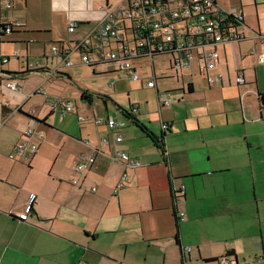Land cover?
Instances as JSON below:
<instances>
[{
    "label": "crops",
    "instance_id": "crops-1",
    "mask_svg": "<svg viewBox=\"0 0 264 264\" xmlns=\"http://www.w3.org/2000/svg\"><path fill=\"white\" fill-rule=\"evenodd\" d=\"M215 1L242 17L238 30L244 39L219 47L218 85L232 87L237 67L244 72L246 84L236 83L237 99L224 98L223 110L216 112L178 113L187 103L183 95L200 89L187 77L200 76L209 90L218 89L199 71L175 73L169 56L165 67L174 73L167 76L183 85L161 89L158 81L165 74L156 87L138 81L142 89L155 90L163 116L140 118L143 103L131 100L129 109H122L126 120L93 109L94 94L103 98L105 111L111 101L83 84L79 94L89 93L91 108L76 104L65 116L53 112L49 102L65 97L52 86L68 84L76 75L73 67L85 65L79 56L75 66L49 76L61 57L46 55V43L74 45L104 22L109 9L119 12L128 0L3 1L0 16L13 27L0 40L5 45L0 54L9 57L0 61V97L7 103L0 107V264H220L224 259H214L228 253L230 264H264V64L258 58L264 48V0ZM73 21L78 25L70 32ZM31 41L44 44L45 62L38 60L35 68L29 67ZM18 43H27L26 61L21 68L3 67L18 53L11 47ZM8 81L20 90L8 89ZM241 86L256 93L257 101L242 97ZM39 87L46 96L35 93ZM177 88L181 94L173 93ZM159 95L170 105L161 107ZM108 117L120 126L112 130L97 122ZM162 123L170 127L164 131ZM29 128L32 136L25 135ZM155 136L164 137L162 149ZM21 141L36 143L39 150L13 160L9 155ZM120 152L139 166L130 168L117 158ZM90 158L89 167L76 171ZM124 177L125 186L118 189Z\"/></svg>",
    "mask_w": 264,
    "mask_h": 264
},
{
    "label": "built area",
    "instance_id": "built-area-1",
    "mask_svg": "<svg viewBox=\"0 0 264 264\" xmlns=\"http://www.w3.org/2000/svg\"><path fill=\"white\" fill-rule=\"evenodd\" d=\"M3 1L0 0V6ZM241 20L242 17L236 10L225 9L215 0H128L126 7L119 12L109 9L104 22L83 40L70 47L54 44L51 47V54L60 56L61 60L49 76L75 66L76 61L72 55L78 54L82 65L92 69L101 64L115 65L120 71L128 72L132 80L145 81L148 87H156L158 78L155 70L153 77L145 78L140 75L135 60L142 58L154 60L156 58L152 57V51L165 50L170 53L163 56L171 57V70L175 73L195 68L208 84H221L223 75L218 70L221 60L219 47L244 39L238 30ZM77 25L76 21L71 22L69 31L73 32ZM11 28L7 27V32H10ZM12 56L19 57V54L15 52ZM258 58L259 63L264 64V48ZM6 59L9 57L0 54V61ZM235 81L238 85L246 84L244 72L239 67L236 69ZM6 87L12 91L20 90L14 81H8ZM35 93L45 96L47 94L43 87L37 88ZM170 103V100H163L159 95L161 107ZM6 105L7 103L0 98V107L4 109ZM49 106L53 112L58 111L63 116L74 110L73 103L64 98L50 101ZM136 110L137 106L133 107L132 111ZM15 111L20 112L21 105L15 108ZM103 121L97 120L98 123ZM106 123L112 130L120 126L113 117H108ZM169 127L168 123H162L164 131ZM33 133L34 130L31 128L25 130L26 136H32ZM122 140L121 135L116 136L117 142ZM38 150L39 146L36 143L21 141L9 157L13 160L28 159ZM117 158L124 160L130 168L140 164L123 152L118 153ZM93 160L86 159V162L78 164L76 171L80 172L89 167ZM125 181L126 177L117 188L124 187ZM179 216L185 220L184 212ZM185 250L190 251L191 248L186 247ZM220 264L230 262L224 259Z\"/></svg>",
    "mask_w": 264,
    "mask_h": 264
},
{
    "label": "rangeland",
    "instance_id": "rangeland-1",
    "mask_svg": "<svg viewBox=\"0 0 264 264\" xmlns=\"http://www.w3.org/2000/svg\"><path fill=\"white\" fill-rule=\"evenodd\" d=\"M9 37H6V39ZM1 39V38H0ZM64 42H67L66 40H63ZM47 44V51L46 55L51 54V43ZM66 44V43H65ZM8 45V44H6ZM27 43H18V45L11 46L12 48L17 49L18 53L21 55L22 59L20 61L16 60L15 57L11 58L10 64L4 63L3 67H11V68H21L22 66V60L24 59L26 61V54H27ZM4 44H1L0 42V49L4 47ZM29 46L32 48L31 50V57L30 66L38 64V60H41L45 62V59L43 57L44 44L40 42H32L29 44ZM1 52V51H0ZM52 55V54H51ZM79 55L74 54L72 56L73 59H78ZM51 59V57H50ZM169 59V56H159L156 59L152 60L151 58H142L135 60L136 63L142 64V68L139 69L140 75L143 77H153L154 70L155 73L158 74L157 78H162L163 74H165V78L159 80L160 88H171L174 86L179 87V85H183V82H178L175 77L173 76H167L169 73H174L172 71H169L165 67L166 61ZM53 65L50 64L52 67L54 64H56V59H54ZM195 61V60H194ZM193 61V63H194ZM1 66V64H0ZM1 69V68H0ZM33 69V68H32ZM99 69H105L103 72L100 73H93V69L88 66L83 67H73L74 72L76 73L75 76H73V80L71 82H68V84H63L60 86H52L53 89H60L61 94L65 99L71 101L73 103L74 109H76V104L79 106L83 105L86 107L91 108V106L86 102L81 100V95L79 94L81 92L80 84H83L85 87L92 90L94 93H100L105 94V96L109 97V105H108V111H105L106 105L103 103V98L98 96L99 94H94L95 99L93 103V109L96 111H104L113 114L116 118H119L120 120H126L127 117L124 114L123 110H128L130 107L131 100L141 101L143 110L138 115L140 118H144L146 116H152L160 118L163 116V113L161 114L158 109V101L156 99V92L153 89H147L141 87L140 82L132 80L131 76L128 74V72L120 71L115 65H99L94 70ZM187 71V70H186ZM193 75H199L197 74L195 68L191 70ZM189 71V72H191ZM188 72V73H189ZM36 75V74H33ZM195 79L194 81L199 86V90L197 91L196 95H191L189 92H187L186 95H183L185 98V101L187 103H181L180 108L177 109V112L180 114H186V113H199V112H216L223 110L224 105L221 103L224 98H227L229 102L233 103L234 100L237 99L239 96L238 94V88L236 86L235 82V76L233 78V86L232 87H221V85L215 84L212 85L213 88L218 90H209L208 87H206L205 83L201 79L200 76H193V77H187V79ZM115 84L114 86L112 84ZM227 83V82H226ZM59 84V83H57ZM246 87L241 86V95L242 97H245L247 100L251 99L254 101H257V94L253 93L248 87L247 90H244ZM181 88L174 89V92H172L176 95L181 94L182 91ZM48 92H50L48 90ZM204 92V93H202ZM252 92V93H251ZM78 94V95H77ZM173 95V94H171ZM1 98V97H0ZM170 99H173L169 97ZM206 98L209 100L208 104L206 105ZM145 100H148V103L144 102ZM227 102V101H226ZM228 102V103H229ZM177 101H174L175 105L177 104ZM191 105V106H189ZM194 106L193 109H191ZM196 108H199V110L196 111ZM191 109V110H190ZM201 109V111H200ZM16 112V111H15ZM14 112V113H15ZM90 114H92V111H90ZM104 121L101 123H107L104 118H101ZM195 264H217L212 261H198L195 262Z\"/></svg>",
    "mask_w": 264,
    "mask_h": 264
},
{
    "label": "trees",
    "instance_id": "trees-1",
    "mask_svg": "<svg viewBox=\"0 0 264 264\" xmlns=\"http://www.w3.org/2000/svg\"><path fill=\"white\" fill-rule=\"evenodd\" d=\"M10 26L13 27L12 24L6 23L5 20L0 16V30H1L0 31V38H1L0 40L1 41H2V37H4L7 34V27H10ZM152 52H153V54H152L153 58H157L159 56H163L165 54H169L170 53L169 51H165V50H163V51L155 50V51H152ZM27 68H28L27 72L31 71V70H29L30 69L29 67H27ZM60 75L68 76L67 74H60ZM190 89H192L191 86H190ZM81 99L84 100V101H87L89 103H92L91 97L89 96V93L87 91H83L82 92ZM260 101L264 104V94H260ZM154 140L156 142V145L162 149L163 146H164V144H163L164 137L163 136H160V137L155 136ZM229 258H230V254L228 253L227 256H224V257L218 258V259H214V260L217 261L218 263H220V261L222 259L230 260ZM206 261L208 262L209 260H206Z\"/></svg>",
    "mask_w": 264,
    "mask_h": 264
}]
</instances>
